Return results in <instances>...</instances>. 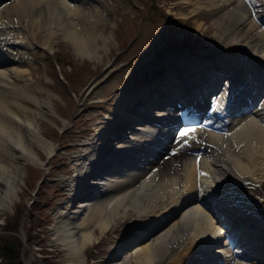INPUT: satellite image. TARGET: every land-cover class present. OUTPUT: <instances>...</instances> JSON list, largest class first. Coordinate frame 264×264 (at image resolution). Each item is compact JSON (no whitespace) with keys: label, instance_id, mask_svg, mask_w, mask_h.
Returning a JSON list of instances; mask_svg holds the SVG:
<instances>
[{"label":"bare ground","instance_id":"obj_1","mask_svg":"<svg viewBox=\"0 0 264 264\" xmlns=\"http://www.w3.org/2000/svg\"><path fill=\"white\" fill-rule=\"evenodd\" d=\"M191 3L179 15L208 13L212 48L235 53L168 56L162 72L117 90L96 113L67 179L68 202L50 228L73 264H87L96 230L126 219L142 227L135 238L168 225L98 264H264V198L253 194L264 179V0ZM107 14L103 0H0V211L18 195L26 162L46 170L33 142L49 154L58 145L41 131L40 118L56 116V94L33 75L36 47L52 51L61 37L80 56L100 57L109 35L97 26ZM210 63L217 69L205 75ZM185 127L196 131L180 137ZM175 139L174 154L160 159Z\"/></svg>","mask_w":264,"mask_h":264},{"label":"rangeland","instance_id":"obj_2","mask_svg":"<svg viewBox=\"0 0 264 264\" xmlns=\"http://www.w3.org/2000/svg\"><path fill=\"white\" fill-rule=\"evenodd\" d=\"M103 1L111 15L107 14L109 19L101 21L97 26L109 35L108 46H102L100 57L91 59L80 56L73 45L61 37L54 41L52 51L36 47L40 62L32 67L33 75L41 85L56 94L49 97L56 116L46 114L40 118L41 131L57 142L58 146L52 159L49 158V164L46 165L48 170L44 174L38 166L29 161L25 163L18 195L13 203L0 211V236L2 233L11 232L21 237L23 264H43L49 259L52 264H73L65 249L53 241L55 232L50 228L54 227L52 224L57 219L54 214L56 208H63L68 202L67 179L74 174L73 162L78 159L80 138L93 133L96 113L105 110V106L114 100L113 95L117 90L128 89L132 84L137 85L143 78L147 80L150 78V74L147 75L149 71L152 75L156 71L162 72L167 66L165 59L171 53L175 56L181 53L205 52L204 58L207 59L216 56L225 58L235 53L233 49L228 52L221 48H212L209 43L213 33V27L210 26L212 18L208 13L201 12L188 17L179 15L181 10L188 12L192 0ZM201 20L205 27L196 30V22ZM100 42L103 43L102 39ZM194 58L195 55L189 60L195 61ZM198 58L203 59L202 56ZM159 62L165 63V66H160ZM215 68L216 65L210 63L205 73L210 75L207 71L213 72ZM97 90H100L98 96L101 98L97 97ZM26 102L30 106H36L32 100ZM152 108L148 110L150 115L154 112ZM63 120H67V124ZM64 127L65 130L61 132ZM173 143L172 146L175 147L177 143ZM172 146L161 153L159 158L172 156ZM33 148L42 160L47 158L49 153L45 148L36 142H33ZM39 177L43 181L37 185ZM253 194L264 198V179L253 189ZM77 202L75 199L72 206ZM19 209H24L19 225L17 229H9L12 225L9 221ZM179 216L180 214L172 220ZM105 227L104 233L96 230V239L86 247L87 264H98L101 258L120 246H125L123 252L130 253L137 242L153 241L163 230L159 228L141 238H135L142 227L133 226L129 219L117 224L115 228ZM30 233L32 238H28ZM238 234L239 229L235 238H238ZM134 239L136 242L132 244ZM44 255L47 258H43ZM246 261L251 262L252 259ZM172 263L174 262H168Z\"/></svg>","mask_w":264,"mask_h":264},{"label":"trees","instance_id":"obj_3","mask_svg":"<svg viewBox=\"0 0 264 264\" xmlns=\"http://www.w3.org/2000/svg\"><path fill=\"white\" fill-rule=\"evenodd\" d=\"M26 207V206H25ZM24 207V208H25ZM24 212V209H19L16 212V215L13 216V219H10L9 223L12 225L9 226V229H17L19 225L20 218ZM34 217V214L32 215ZM14 223V224H13ZM32 232V231H30ZM32 238V234L28 236ZM22 239L18 234L14 233H2L0 236V264H23L22 262ZM43 258H47L46 255ZM43 264H52L51 260H47Z\"/></svg>","mask_w":264,"mask_h":264},{"label":"snow or ice","instance_id":"obj_4","mask_svg":"<svg viewBox=\"0 0 264 264\" xmlns=\"http://www.w3.org/2000/svg\"><path fill=\"white\" fill-rule=\"evenodd\" d=\"M195 131H196L195 127H185V128H181L178 130L180 137H187ZM184 144H187V140L184 141ZM196 163H197V166H199V163H200L199 157L197 158ZM200 175H207V173L201 172Z\"/></svg>","mask_w":264,"mask_h":264}]
</instances>
